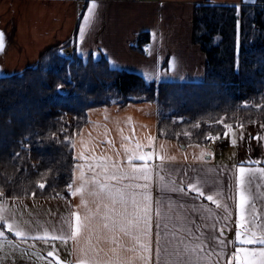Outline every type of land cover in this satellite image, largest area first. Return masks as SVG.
<instances>
[{
	"label": "crops",
	"instance_id": "obj_1",
	"mask_svg": "<svg viewBox=\"0 0 264 264\" xmlns=\"http://www.w3.org/2000/svg\"><path fill=\"white\" fill-rule=\"evenodd\" d=\"M252 1L96 0L93 12L88 13L91 0H0V32L5 38V47L0 50V76L20 72L34 64L46 48L70 42V49L82 59L103 56L111 66L136 72L147 81H201L205 76V55L191 40L193 7L203 2L239 4ZM85 14L90 16L87 22L84 20ZM81 25L84 27L83 41L80 39ZM142 31H148L150 35L144 53L132 48L137 34ZM157 115L156 104L148 101L91 107L87 122L73 138L77 158L71 183L80 171L75 165L87 164V161L78 158L81 151L88 156L106 153L119 162L124 152L122 143L134 147L139 142L143 151L154 153L149 163L161 165V174L171 173L178 182L181 178L185 180V194L169 192L160 197L156 190L153 195L165 202L171 198L185 203L186 211L197 218L199 223V213L191 212L193 204L196 208H211L213 214L216 209L206 198L194 200L195 194H188L186 182L189 179L193 182L196 178L207 180L203 185L206 192L213 190L215 181L228 195V184L230 182L234 189V172L241 162L245 167H264V128L260 127L264 123L244 126L242 137L239 126L226 129L219 138L220 145L215 151L210 145H182L158 138ZM122 137H131V140L124 141ZM233 139L236 140L235 144L232 143ZM109 140L112 144L108 143ZM118 152L121 155L117 156ZM202 152L204 155L201 158ZM160 157H164L163 162ZM256 161L259 163H255ZM123 162L126 163V159ZM257 184L261 185L259 192H264V179L259 174L252 181V191L256 195L257 212L264 215V197L259 195ZM3 201L7 205L5 214L10 217L12 214L11 219L29 237H39L47 231L49 239H36L46 242L47 248H30L26 244L35 240L29 238L27 242H22L14 233L5 230L6 238L0 241L3 244L0 247V264H56L55 255H59L65 262L74 258L71 240L64 243L52 241L50 237L69 231L66 221L71 212L77 210L79 195L72 196L70 192L66 199H33L32 206L25 207L29 209L27 213L22 212L20 208L24 206L19 205H28V200ZM229 204L234 221L235 204L232 201ZM16 209L19 213L15 215ZM208 223H211L210 219ZM234 227L233 224L232 230L226 233L233 241ZM9 240L15 241L18 248L6 247V244L9 246ZM237 246L240 245L237 243ZM228 247L232 248V245L229 244ZM49 251H54L55 255L49 257Z\"/></svg>",
	"mask_w": 264,
	"mask_h": 264
},
{
	"label": "trees",
	"instance_id": "obj_2",
	"mask_svg": "<svg viewBox=\"0 0 264 264\" xmlns=\"http://www.w3.org/2000/svg\"><path fill=\"white\" fill-rule=\"evenodd\" d=\"M149 38L148 31L138 33L132 48L144 53ZM191 40L205 55L201 81H147L111 66L103 56L84 60L74 50L62 55L70 42L47 48L20 72L0 76L4 197L70 196L73 138L91 107L154 102L157 137L182 145H205L211 140L208 133L221 137L223 123H264V0L196 4Z\"/></svg>",
	"mask_w": 264,
	"mask_h": 264
},
{
	"label": "snow or ice",
	"instance_id": "obj_3",
	"mask_svg": "<svg viewBox=\"0 0 264 264\" xmlns=\"http://www.w3.org/2000/svg\"><path fill=\"white\" fill-rule=\"evenodd\" d=\"M95 7L96 0H91L87 12L92 13ZM89 19L90 16L85 14V22ZM80 39H84L83 25ZM4 47V34L0 32V50ZM220 123H223L222 119ZM223 127L232 129L228 123H223ZM260 127L264 128V124ZM239 128L242 137L244 125L240 124ZM208 138L214 140L216 136L208 133ZM68 139L66 136L65 140ZM122 140H131V137H122ZM108 143L112 144V141ZM121 147L124 152L119 162L106 153L92 156L83 151L79 153L78 158L87 164L75 165L80 170L79 175L67 187L72 196L79 195L80 203L66 221L69 231L50 237L52 241L64 243L71 240L74 258L65 262L54 251H49V257L55 255L56 264H264V215L257 212L256 195L252 191V181L257 174L264 179V167H245L241 162L234 172V189L230 182L228 184V195L215 181L213 190L206 192L203 185L207 180L196 178L193 182L189 179L186 182L188 194L194 193V200L206 198L216 209L213 214L211 208H196L193 204L191 212L199 213L198 223L197 218L186 211L185 203L171 198L165 202L153 195L156 190L160 197L169 192L185 194L183 178L178 182L171 173L161 174V165L149 163L154 153L143 151L139 142L134 147L122 143ZM203 155L202 152L201 158ZM160 159L163 162L164 157ZM39 187L43 189L45 185L40 183ZM260 187V184L256 185L258 192ZM259 195L264 197V192ZM3 196L0 191V198ZM229 201L235 204L234 221ZM6 207V201L0 200V241L6 238L5 230L14 233L22 242L29 238L49 239L47 231L39 237H29L5 214ZM209 219L211 223H208ZM233 224L235 241L226 235ZM8 243L16 246L13 240ZM253 244L260 247H245ZM0 247H3L2 242Z\"/></svg>",
	"mask_w": 264,
	"mask_h": 264
},
{
	"label": "rangeland",
	"instance_id": "obj_4",
	"mask_svg": "<svg viewBox=\"0 0 264 264\" xmlns=\"http://www.w3.org/2000/svg\"><path fill=\"white\" fill-rule=\"evenodd\" d=\"M252 1V0H251ZM67 48V49H66ZM47 49V48H46ZM45 49V50H46ZM72 51L73 50H71L70 49V46H65V47H63V48H61V50H60V52H61V54L63 55H65V52H70V53H72ZM70 56V55H69ZM63 89V88H62ZM254 123H262V122H254ZM251 124H253V123H251ZM246 125H250V124H246ZM246 125H244V126H246ZM232 127H238V126H232ZM219 138H220V136H216V139H211L210 141H208V143L207 144H205L204 146H208L209 147V145L210 146H212L213 147V150H217L218 148H219V145H220V140H219ZM164 139V138H163ZM169 140H171V139H169ZM172 141H174V140H172ZM175 142V141H174ZM191 146H195V145H199V144H190ZM0 199H3V200H12V199H9V198H5L4 196L2 197V198H0ZM22 199H25V200H28L27 202H26V204H28V205H19V207H21V206H24V207H22V208H20V210L22 211V212H28V208H25V207H31L32 206V204H33V199H35V198H22ZM46 199H48V198H46ZM19 204H21V203H19ZM15 215L16 214H18L19 213V211H18V209H16L15 211ZM11 217H12V214H11ZM51 243H53V242H50V244ZM26 246L27 247H30V248H47V244H46V242H44V241H40V240H35L34 242H31L30 244H26ZM53 246V245H52ZM6 247H10V248H12V249H15V247H17L18 248V246H15V247H12V245H10L9 244V246H8V244H6ZM51 247V246H50ZM60 249H57V251H59ZM22 257H24V256H22ZM38 257H41V258H43V259H45L44 257H42V256H40V255H38ZM36 258H37V256H36ZM22 264H24V263H22Z\"/></svg>",
	"mask_w": 264,
	"mask_h": 264
},
{
	"label": "built area",
	"instance_id": "obj_5",
	"mask_svg": "<svg viewBox=\"0 0 264 264\" xmlns=\"http://www.w3.org/2000/svg\"><path fill=\"white\" fill-rule=\"evenodd\" d=\"M67 49V48H66ZM70 54V52H65V55H69Z\"/></svg>",
	"mask_w": 264,
	"mask_h": 264
}]
</instances>
